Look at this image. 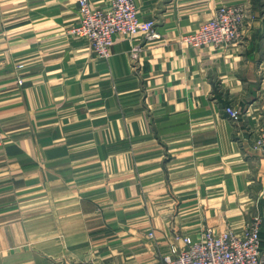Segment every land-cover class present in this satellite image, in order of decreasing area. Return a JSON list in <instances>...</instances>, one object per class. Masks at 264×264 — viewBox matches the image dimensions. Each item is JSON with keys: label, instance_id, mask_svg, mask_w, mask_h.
<instances>
[{"label": "crops", "instance_id": "crops-1", "mask_svg": "<svg viewBox=\"0 0 264 264\" xmlns=\"http://www.w3.org/2000/svg\"><path fill=\"white\" fill-rule=\"evenodd\" d=\"M80 1L0 0V264H154L256 216L264 244V0H135L159 37L108 61L68 34ZM224 4L241 43L186 45Z\"/></svg>", "mask_w": 264, "mask_h": 264}, {"label": "built area", "instance_id": "built-area-1", "mask_svg": "<svg viewBox=\"0 0 264 264\" xmlns=\"http://www.w3.org/2000/svg\"><path fill=\"white\" fill-rule=\"evenodd\" d=\"M245 4H224L209 21L196 32L183 37V42L195 49L212 47L228 50L238 46L248 18ZM70 37L88 43L99 60H110L114 36L121 34L131 39L143 37L147 41L158 39L155 22L140 18L135 0H112L107 9L95 8L90 0H81L78 23L68 30ZM134 55V60L136 59ZM233 122L242 118L240 110L227 108ZM5 138L0 124V148ZM256 149L264 150V127L255 143ZM261 218L256 216L239 233L234 227L216 232L207 227L198 238L174 233L165 252L159 254L154 264H264V244L261 239ZM150 240H157L154 231Z\"/></svg>", "mask_w": 264, "mask_h": 264}, {"label": "rangeland", "instance_id": "rangeland-1", "mask_svg": "<svg viewBox=\"0 0 264 264\" xmlns=\"http://www.w3.org/2000/svg\"><path fill=\"white\" fill-rule=\"evenodd\" d=\"M137 255V253H132V254H130V256H132V255ZM134 260H136V259H129V262H133Z\"/></svg>", "mask_w": 264, "mask_h": 264}]
</instances>
